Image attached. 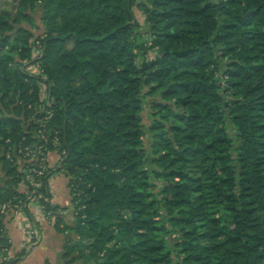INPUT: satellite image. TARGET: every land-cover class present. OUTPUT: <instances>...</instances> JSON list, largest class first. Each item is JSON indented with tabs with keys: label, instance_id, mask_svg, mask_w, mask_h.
Returning a JSON list of instances; mask_svg holds the SVG:
<instances>
[{
	"label": "trees",
	"instance_id": "obj_1",
	"mask_svg": "<svg viewBox=\"0 0 264 264\" xmlns=\"http://www.w3.org/2000/svg\"><path fill=\"white\" fill-rule=\"evenodd\" d=\"M148 2L150 44L135 0H19L15 16L0 14V154L19 162L2 159L0 207L27 202L18 149L25 138L45 144L32 129L50 110L45 145L65 151L61 169L75 178L73 223L43 204L57 230L77 237L73 263L264 264V0ZM32 40L43 46L51 107L22 70ZM145 88L158 99L148 129ZM48 190L46 181L37 192ZM9 220L0 215L2 247Z\"/></svg>",
	"mask_w": 264,
	"mask_h": 264
},
{
	"label": "rangeland",
	"instance_id": "obj_2",
	"mask_svg": "<svg viewBox=\"0 0 264 264\" xmlns=\"http://www.w3.org/2000/svg\"><path fill=\"white\" fill-rule=\"evenodd\" d=\"M18 2L19 0H0V14L4 11H9L13 16L16 15V10H17V5H18ZM150 7L151 4L148 2V0H135V6L133 7V13L135 15V19L137 20L138 24L140 25V28L138 29V33H140V35L142 36V38L144 40L147 41V43H151V40H150V36H152L151 34V30H150V26L147 22V15H146V12L144 11V7ZM36 15H37V20H39V18H41V13L39 11L36 12ZM39 23V22H37ZM34 29H35V33L36 35H38L40 33V30H38V28L35 27V25L32 26ZM30 45L31 47L33 48V51H35V56H34V59L30 62H39L38 60L40 59L38 56V54L42 51H43V46H42V43L39 42V44H37V42L35 40H32L30 42ZM39 48H41V50H39ZM156 54H157V51L156 50H150L147 54V59L149 60H154L155 57H156ZM40 55V54H39ZM217 56L220 58V61H221V67H220V72H219V75L221 77V81H222V84L224 86L227 87V81L229 79V76L226 74V62H227V58H223V56L218 53ZM41 57V55H40ZM142 58H139L136 60V64L138 65H141L142 63ZM26 64L28 62H25ZM43 69V67H42ZM22 70L25 71L27 73V69H26V66L24 65L22 67ZM33 71V69H31ZM44 70V69H43ZM28 74V73H27ZM29 75V74H28ZM44 76H46L47 78V75L45 74L44 72ZM40 86L39 88V99L41 102L47 104V106L51 107L52 104H53V100L51 99V97L49 96L50 93L49 91L47 92L46 90V85H42V88H41V85L38 84ZM148 88H145L143 90V93H142V108H141V119H142V124L146 127V129H148L149 126H151L152 124V110H151V104L152 102H155V101H158V99H156L154 96H148ZM230 93L231 91L229 92V94H225L224 95V104L229 102L230 100ZM8 102V101H7ZM39 109H42V110H45L44 108V105L43 107H38ZM48 113H52L53 115V112L50 111V110H47V116H50ZM47 116H45L44 118L46 119ZM51 119V118H50ZM44 120V119H43ZM42 123V125L40 126L41 129L40 130H37L36 128H33L32 130L35 131V133L38 131V132H42V135H44L45 137H47L49 139V133L48 131H46L49 127H48V121L47 122H43V121H39L38 120V123ZM38 123H36V125H38ZM44 126H47L46 127V130ZM227 127H228V132L229 134L234 137L235 135V128L231 122V119L230 117L227 118ZM52 128H50L51 130ZM58 134V131L55 132V135L57 136ZM58 137V136H57ZM24 141L26 140L23 139ZM23 141V143H24ZM55 143H57L56 145L59 147L60 145V141L58 139L55 140ZM58 150L56 149H53V150H50L47 152V158L50 159V161H48L46 167L44 168L45 171L43 172V175L41 176V179L39 181V188H41L43 185H44V182H48V191H49V194L51 195V198H49L51 204L53 203L54 206H60L61 208V211L60 213L63 214V215H67L68 217H70V219L73 221V216H71V214L74 212V201H73V197L72 196V190H73V185L71 183H74V179L73 176L71 175H67L66 174V170L65 169H61L62 167V156L65 155V151H62L61 153L58 154L57 152ZM10 155V156H9ZM6 156L8 160H10L14 166L16 168H18V164L19 162L16 160L14 161V158H12V155L9 151L4 152V148L1 149V154H0V169H1V166H2V159L3 157ZM20 175H24V177L22 176V180H21V183L18 187V192L21 193V194H26L28 193L29 191V184L26 182V179H27V174L25 172H22L20 173ZM5 176V175H4ZM2 176V177H4ZM29 178V177H28ZM45 178V179H44ZM5 177L3 179V181H5ZM3 185V183L1 182L0 183V187ZM45 198H47L45 195H43ZM54 201V202H53ZM23 204H26L25 202H22ZM25 211V210H24ZM0 215H3V213L1 212L0 210ZM21 218H25V219H31V214H28L25 212V214H21L20 215ZM12 220H14V218H11ZM40 220H42V218H39ZM38 219V220H39ZM44 219V218H43ZM32 220V219H31ZM52 226H56V220H54V217L53 216H49L48 219H46ZM34 222V220H32ZM32 224V223H31ZM30 223L27 224V221H26V224H24V227H23V232H22V235H23V239L22 241L20 242V244H18V247L20 248V251L17 255H21L22 253H26V251H24V248L29 245L30 241L31 240H25V236H26V230L28 229V226L30 227L31 225ZM36 226V224H32V227L34 228ZM27 227V229H26ZM38 229V228H37ZM39 231V229H38ZM41 234V233H40ZM7 236V238L9 239V243L11 244L10 247H7L9 249V252H10V256H12V249H13V245H12V239L11 237L8 235V232L6 231L5 234ZM42 242V241H41ZM41 244V243H40ZM38 246L40 245H37L36 247L33 248L36 249ZM32 250V251H33ZM30 253V252H29ZM29 253H26L25 256L23 255V258L26 257ZM12 258H18L17 256H12ZM19 259V258H18Z\"/></svg>",
	"mask_w": 264,
	"mask_h": 264
},
{
	"label": "built area",
	"instance_id": "obj_3",
	"mask_svg": "<svg viewBox=\"0 0 264 264\" xmlns=\"http://www.w3.org/2000/svg\"><path fill=\"white\" fill-rule=\"evenodd\" d=\"M39 44V42H37ZM41 50V48H39ZM41 55V52L39 53ZM38 54L37 57L40 58V55ZM35 56V51H33V59ZM39 61V60H38ZM27 73L30 76L38 78L42 85H46V90L48 92V86L46 83H44L45 80H47L46 76H44V70L42 69L41 62H28L26 64ZM33 69V71L31 70ZM50 116H47V118H44V122H47L52 118V113H48ZM46 130L47 126H44ZM41 142L48 143L49 139L42 135V132H38ZM54 139V143H55ZM45 144L36 145V146H30V145H24L22 142L19 149L18 154L21 156V160L25 163V169H23V172L27 174L26 182L29 184V188L32 187V190L29 189L27 195V203L23 204L22 201H20L17 204H4L0 207L1 212L4 214H7L8 217L11 218H20V215L24 212V209L27 208L28 214H31V219L34 220V222L31 219H26L27 224L28 223H34L36 226L33 228L32 224L30 227L28 226V229L26 227V236L25 240H31L29 245H27L24 248V251L26 253L32 252L33 248L37 245H40L42 241V236L40 234V230L38 231L37 221L39 218L48 219L49 215L47 214L45 205L43 202H50L49 198H45L43 195H40L37 190L39 189V181L41 179V176L43 175V172L45 171V167L50 161L49 158H47V152L49 151ZM57 144V143H55ZM10 156V155H9ZM29 177V178H28ZM10 242V241H9ZM12 256H10L9 249L7 247L0 246V264H9L12 261Z\"/></svg>",
	"mask_w": 264,
	"mask_h": 264
},
{
	"label": "crops",
	"instance_id": "obj_4",
	"mask_svg": "<svg viewBox=\"0 0 264 264\" xmlns=\"http://www.w3.org/2000/svg\"><path fill=\"white\" fill-rule=\"evenodd\" d=\"M26 221L25 218L21 217L8 221L7 232L12 239V256H17L20 251L18 244L23 239L22 232ZM65 223L71 225L73 221L67 216ZM65 225H61V228H64ZM37 226L42 236L40 246L30 252L26 257L20 259L17 264H81L80 262L73 263L74 256H67L68 248L77 240L75 234L70 231L61 232L43 218L37 221Z\"/></svg>",
	"mask_w": 264,
	"mask_h": 264
}]
</instances>
